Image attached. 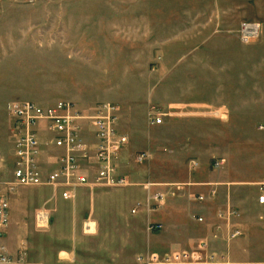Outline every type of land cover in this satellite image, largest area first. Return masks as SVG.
Segmentation results:
<instances>
[{
  "label": "rangeland",
  "instance_id": "1",
  "mask_svg": "<svg viewBox=\"0 0 264 264\" xmlns=\"http://www.w3.org/2000/svg\"><path fill=\"white\" fill-rule=\"evenodd\" d=\"M241 23L258 24V35L241 42ZM148 90L152 114L161 111L157 92L164 90L171 101L190 102L195 126L218 120L245 129L244 135L229 134L231 140L256 137L251 130L264 127V0H0V193L7 192L11 180V103L52 106L66 101L82 115L109 103L118 114V108L143 104ZM214 111L226 117L215 119ZM134 117L140 121L143 115ZM37 128L39 140L50 138L41 124ZM40 149L50 151L45 143ZM46 154L39 157L42 164L48 162ZM215 159L210 172L219 170L212 166ZM232 164L235 168V159ZM177 171L181 174L183 168ZM127 182V187L140 185ZM82 187L90 192L125 188ZM21 188L26 187L15 188L8 198ZM51 203V214L40 208L48 212V225L57 220L69 226L62 233L85 264L125 262L148 250V243L155 249L164 233L150 228L157 220L127 210L108 213L104 201L95 198L91 215L83 211L76 216L95 221L97 232L86 236L77 220L71 229L68 208L61 210L55 199ZM18 215V222L33 227V217ZM46 229H34L24 240L40 244L61 238L60 232L58 238ZM92 231L93 225H86V232Z\"/></svg>",
  "mask_w": 264,
  "mask_h": 264
},
{
  "label": "crops",
  "instance_id": "2",
  "mask_svg": "<svg viewBox=\"0 0 264 264\" xmlns=\"http://www.w3.org/2000/svg\"><path fill=\"white\" fill-rule=\"evenodd\" d=\"M150 91L141 98L143 104L127 109L117 107V129L128 142L118 155L116 165L127 180L137 181L141 187L124 186L96 192L84 187L51 189L30 186L19 189L8 198V224L0 233V246L5 253L14 258L21 257V261L12 264H85V260H78L73 248L75 245L68 246L69 235L62 233L69 226L56 223L57 220L49 226L48 212L51 214V202L55 199L53 204L59 203L61 210L68 208L73 229L76 216L83 211L90 215L94 212L95 198L104 201L108 213L127 210L132 214L135 210L133 214L146 217L148 221L155 219L157 222L153 225H159L158 230L164 229L165 234L159 237L155 249L150 248L155 244L148 243V250L136 254L196 250L204 242L207 251L223 256L227 264H264V204L257 203V186L264 182V127L258 128L257 132L251 130L256 136L251 139L237 137L231 140L229 134L244 135L245 129L230 128L218 120L209 119L195 126L194 113L190 111L194 107L188 105L190 102L171 101L164 90L157 92V101L163 107L156 116L161 117L162 122L154 125L149 121L153 110L149 111L147 105L153 101ZM139 113L143 118L135 121L134 116ZM210 114L215 119L226 117L220 115V111ZM86 135L92 137L89 131ZM48 149V152L42 151L43 155L47 152L48 162L55 163L59 151ZM11 150L13 166V146ZM140 153H146L148 157L137 163L135 157ZM214 157L222 159L223 166L210 172L209 163ZM234 159L235 168L232 164ZM179 167L183 168L181 174L177 171ZM146 184L148 187L145 188ZM155 195H160L157 202L152 199ZM62 197L67 200H62ZM133 197L138 198L134 200ZM199 197L203 200H198ZM41 206L48 212L40 209ZM41 212L45 215L44 223L37 219ZM19 213L29 216L28 220L33 217L35 230L47 228L52 236L56 234L58 238L60 232L61 238L46 239L40 244L35 240H24L35 230L23 221L18 222ZM198 218L202 221L198 222ZM77 221L81 234L92 236L97 232L98 227L92 218H78ZM90 223L93 231L86 232V225ZM232 230H237L239 235L230 239L228 234ZM107 246L111 245H103ZM30 252H36V255L31 257ZM136 254L125 262L96 259V264H130Z\"/></svg>",
  "mask_w": 264,
  "mask_h": 264
},
{
  "label": "built area",
  "instance_id": "3",
  "mask_svg": "<svg viewBox=\"0 0 264 264\" xmlns=\"http://www.w3.org/2000/svg\"><path fill=\"white\" fill-rule=\"evenodd\" d=\"M258 32V24L241 23L238 36L241 42H247L255 38ZM8 111L12 122L14 161L11 180L5 185L7 192L0 193V233L8 224V194H13L17 187L52 186L74 189L82 186L123 187L128 184L116 165V159L128 140L117 129L118 118L113 105L100 103L87 115L74 110L72 104L66 101L56 102L52 106H40L32 102L11 103ZM149 121L159 125L162 119L151 113ZM40 124L41 131L50 134V138L45 141L38 138L40 131L37 126ZM87 131L92 133V137L86 135ZM44 143L47 148L59 151L55 163L42 164L39 161L42 154L40 146H44ZM147 157L146 153H140L136 155L135 161L142 163ZM222 163V159H215L212 166L218 169ZM257 190V203L262 205L264 182L257 186ZM152 199L157 202L160 195H155ZM198 200L203 198L199 197ZM138 206L139 204L136 205ZM44 216L42 212L38 213L37 219L41 222ZM197 221L201 222L202 218ZM150 228L158 230L160 226L152 225ZM238 235L237 230H232L228 237L233 239ZM206 248L202 242L196 250L163 254L139 253L130 264H227L223 256L209 252ZM18 261H21L20 256H9L0 246V264Z\"/></svg>",
  "mask_w": 264,
  "mask_h": 264
},
{
  "label": "bare ground",
  "instance_id": "4",
  "mask_svg": "<svg viewBox=\"0 0 264 264\" xmlns=\"http://www.w3.org/2000/svg\"><path fill=\"white\" fill-rule=\"evenodd\" d=\"M41 223H44V220H42Z\"/></svg>",
  "mask_w": 264,
  "mask_h": 264
}]
</instances>
